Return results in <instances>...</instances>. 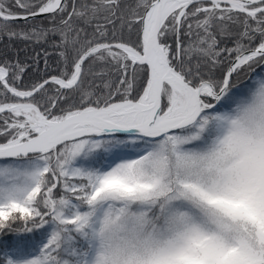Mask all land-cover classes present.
<instances>
[{
	"label": "snow or ice",
	"instance_id": "6c2138e0",
	"mask_svg": "<svg viewBox=\"0 0 264 264\" xmlns=\"http://www.w3.org/2000/svg\"><path fill=\"white\" fill-rule=\"evenodd\" d=\"M0 264H264V0H0Z\"/></svg>",
	"mask_w": 264,
	"mask_h": 264
}]
</instances>
